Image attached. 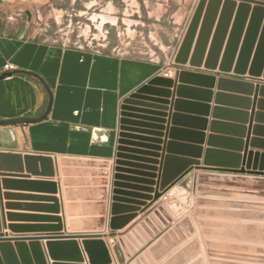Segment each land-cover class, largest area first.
<instances>
[{
	"label": "crops",
	"instance_id": "obj_1",
	"mask_svg": "<svg viewBox=\"0 0 264 264\" xmlns=\"http://www.w3.org/2000/svg\"><path fill=\"white\" fill-rule=\"evenodd\" d=\"M51 2L0 0V76L8 72L7 64L34 73L45 82L53 99L48 117L41 122L0 125V152L51 156L55 164L53 177L29 174L25 162L21 173L0 168V235L43 237L36 242L45 251L48 264L55 263L47 254V243L55 241L48 240L54 237L48 235L78 237L74 241L82 251L83 264H89L83 243L91 240L84 237L93 235L101 236L97 240L108 247L112 264H243L233 255H243L238 246L244 245V231L250 229L244 225L259 223L253 222L259 220L258 210L254 206L249 210L248 205H259L264 177L239 171L249 166L264 169V142H260L264 141L260 129L264 125V92H256L249 84L264 83L263 79L175 64L199 0L190 6L179 3L170 18L167 3L137 2L144 6L149 25L168 35L160 43L170 50L171 58L154 60L30 39L28 26ZM177 71L215 79L187 76L176 82ZM156 76L170 79L172 85L156 87L168 94L150 95L154 102L136 108L139 113L131 119L134 124L128 132L126 172L122 174L126 179L117 180L123 101ZM222 78L248 85L221 82ZM49 100L47 89L35 77L15 74L0 81V119L40 117ZM207 150L213 151L209 160ZM164 158L169 159L170 170L193 169L160 199L172 212L169 219L159 209L146 216L144 211L155 196L148 189H156L148 181L156 185L157 179L140 174L157 176ZM190 161L197 163L190 165ZM38 167L42 169L40 164ZM194 174L199 176L197 189L203 191L194 196L195 202ZM118 181L123 185L115 186ZM40 182L53 183L56 192ZM114 217L121 218L117 230L111 228ZM184 220L189 226L176 230ZM11 226L23 227L24 232L15 233ZM169 231L172 237L151 254L149 248ZM58 250L66 261L60 263L79 264L73 262L78 257L73 245H61Z\"/></svg>",
	"mask_w": 264,
	"mask_h": 264
},
{
	"label": "water",
	"instance_id": "obj_2",
	"mask_svg": "<svg viewBox=\"0 0 264 264\" xmlns=\"http://www.w3.org/2000/svg\"><path fill=\"white\" fill-rule=\"evenodd\" d=\"M237 1L241 3L236 4ZM252 4L255 5L252 8ZM190 64L193 68H201L204 66L206 70L215 71L219 69L220 72L229 74L234 72L235 75L243 77L249 75L252 78H262L264 81V0H199V3L195 9L194 15L190 21L188 29L185 33L183 41L179 47L177 55L175 56V64L186 65ZM15 74H23L35 77L39 79L49 93V104L45 113L37 118H18L11 120L0 119L1 126H16L38 123L45 120L52 107L53 99L52 93L45 84V82L36 74L30 73L23 70H12L3 73L0 76V81L13 76ZM206 77L213 81L215 77H208L198 74H191L186 71L176 72V82L183 79L184 77ZM221 82H230L228 79H220ZM240 85H248L239 81H231ZM250 87L255 86L256 92H264V83H249ZM254 84V85H253ZM172 81L168 78L156 76L151 79L146 85H143L128 98L123 101L121 107V121H120V132L116 153V172L115 175L117 180L126 179L122 174L126 172L127 158V145L129 135L128 132L131 130V126L134 124L131 119L136 118L135 113H139L137 107L144 106L145 102H154L148 96L160 93L162 95L168 94L166 91H159L156 87H171ZM257 96V94L255 95ZM264 131L263 127H260ZM261 143L264 141H260ZM254 149V147H253ZM201 149L199 150L198 157L201 156ZM251 151L250 156H252ZM206 160H209V153H213L212 150H207ZM259 156V154H256ZM264 158V154L262 155ZM168 158H164V164L156 176L154 173L144 172L140 173L146 177L157 179L156 185L153 181L150 182L151 186H156V189H148L149 192H154L155 196L153 203L149 205L144 212L146 216L159 209L166 218L172 216V212L160 201L171 189L177 186L193 169H181L178 171L170 170L168 167ZM23 162L26 163L27 171L29 174H33L36 177H53L55 174L54 158L45 155H22L15 153H4L0 152V168L4 170H12L21 173L23 170ZM209 162V161H208ZM196 161H190L189 164H196ZM38 164L41 165L39 170ZM250 165V164H249ZM148 171H154L152 168H148ZM220 172H232L237 171H220ZM243 175H254L264 177L263 166L259 170L248 168L239 171ZM192 181V194L193 202L194 196L197 193H202L201 189H197L196 184L199 176L194 174ZM12 177V176H9ZM24 178V177H21ZM25 178H29L25 177ZM202 179V177H201ZM120 181L115 186L119 187L123 185ZM264 183V180L262 181ZM39 185L52 187L53 193L56 191V187L53 183L40 182ZM206 192V191H205ZM116 193H122V191H116ZM57 203V199H52ZM114 210L117 206H113ZM121 218L114 217L111 220V228L117 230L120 227L119 221ZM60 221V219H57ZM259 222V221H257ZM264 222V218H263ZM6 226V225H4ZM189 226L187 220H184L176 228L178 230L181 227ZM250 227L255 226L254 224L249 225ZM1 229V226H0ZM10 229L15 233L24 232L23 227L11 226ZM115 234H112L114 236ZM261 235V234H260ZM54 237H48V240H55L47 243L46 249L47 254L53 260L54 264H62L60 262H66L62 259V254L58 250L61 245H73L75 247L78 257L74 263L83 264L84 257L81 255V249L78 244L74 241L78 239L76 236H63V235H48ZM263 239L262 244L264 245V226L262 232ZM172 237V232L169 231L163 235L156 244L149 248L151 254H155L158 247L168 238ZM43 237H17L12 238L9 235H0V264H48L46 260L45 251L36 242ZM101 238L100 235H93L84 237V239H91L84 241V250L88 256L89 264H112L110 251L103 241L97 240ZM249 239L254 240V237ZM259 240V239H258ZM30 241V245L25 242ZM14 242V243H13ZM31 249V253H30ZM261 254H264V248L256 249ZM124 253L128 259L132 256ZM257 260H260L257 257ZM264 260V258L262 259Z\"/></svg>",
	"mask_w": 264,
	"mask_h": 264
},
{
	"label": "rangeland",
	"instance_id": "obj_3",
	"mask_svg": "<svg viewBox=\"0 0 264 264\" xmlns=\"http://www.w3.org/2000/svg\"><path fill=\"white\" fill-rule=\"evenodd\" d=\"M136 1L139 2V0ZM137 2L131 0H52L51 6L40 10L35 15V22L28 26L27 37L91 51L112 52L120 55L132 54L145 60H154L155 57L170 59V50L163 49L160 43L163 40L166 41L164 38L166 34L161 33L157 26L149 25L145 18L144 6L141 7ZM152 2L154 4L155 2L167 3L169 5L167 16L170 18L179 7V3L182 6H190L193 0H152ZM141 13L143 18L139 19ZM39 16L41 20H38ZM137 21H142L144 25ZM260 197L259 205L251 203L248 205L249 210H252L253 206L255 211L258 210L259 223L254 224L253 227L244 225L245 228L250 229L244 231L246 232L243 236L244 245L238 246L243 255H233L240 258L243 264H264L262 260L264 254L256 250L264 248L261 240L264 226V189ZM245 215L250 216L251 213H245ZM253 222L257 221L253 220ZM251 228L258 229L259 232H253ZM250 237L255 239L251 240ZM257 257L260 260H257Z\"/></svg>",
	"mask_w": 264,
	"mask_h": 264
},
{
	"label": "built area",
	"instance_id": "obj_4",
	"mask_svg": "<svg viewBox=\"0 0 264 264\" xmlns=\"http://www.w3.org/2000/svg\"><path fill=\"white\" fill-rule=\"evenodd\" d=\"M12 70H15V67L13 65L7 64L5 66V71H12ZM171 196H172V193H169V197H171Z\"/></svg>",
	"mask_w": 264,
	"mask_h": 264
}]
</instances>
